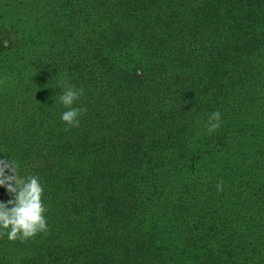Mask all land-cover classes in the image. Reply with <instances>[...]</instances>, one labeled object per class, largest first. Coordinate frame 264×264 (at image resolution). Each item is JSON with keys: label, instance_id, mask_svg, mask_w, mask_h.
Listing matches in <instances>:
<instances>
[{"label": "trees", "instance_id": "1", "mask_svg": "<svg viewBox=\"0 0 264 264\" xmlns=\"http://www.w3.org/2000/svg\"><path fill=\"white\" fill-rule=\"evenodd\" d=\"M0 159L49 229L0 264H264V0H0Z\"/></svg>", "mask_w": 264, "mask_h": 264}, {"label": "clouds", "instance_id": "2", "mask_svg": "<svg viewBox=\"0 0 264 264\" xmlns=\"http://www.w3.org/2000/svg\"><path fill=\"white\" fill-rule=\"evenodd\" d=\"M59 100L67 109L61 120L67 125L65 130L79 127V117L86 112L85 108L73 105L84 94V90L74 85H61ZM221 113L215 111L208 117L207 131L213 133L220 127ZM6 170L10 175H6ZM0 186L6 187L14 197L7 203L0 202V236L6 235L10 241L24 242L39 233H47L48 225L44 213L46 208L42 202L43 187L36 176L27 179L18 175V166L12 159L8 162L0 159ZM223 190L222 182L217 184V191Z\"/></svg>", "mask_w": 264, "mask_h": 264}]
</instances>
